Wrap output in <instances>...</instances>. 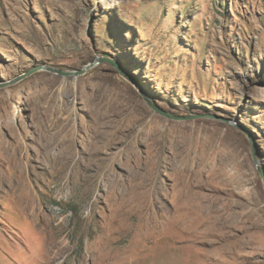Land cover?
<instances>
[{"label":"rangeland","instance_id":"1","mask_svg":"<svg viewBox=\"0 0 264 264\" xmlns=\"http://www.w3.org/2000/svg\"><path fill=\"white\" fill-rule=\"evenodd\" d=\"M0 264H264V0H0Z\"/></svg>","mask_w":264,"mask_h":264},{"label":"water","instance_id":"2","mask_svg":"<svg viewBox=\"0 0 264 264\" xmlns=\"http://www.w3.org/2000/svg\"><path fill=\"white\" fill-rule=\"evenodd\" d=\"M102 63L110 64L112 67H114L118 71V73L122 77H124L126 80H128L130 83H132L138 89L140 94L143 96V98L146 101L149 108L152 111H154L155 113L159 114L160 116H163L167 119L175 120V121H188V120H193L196 118L203 117L200 114H196V115H192V116H176V115L171 114L167 110L163 109L161 106H159V104H157V102H155L149 95H147L141 89V87L136 83V81L123 70V68L119 65V63L116 60H114L113 58H110V57H96L94 60H92V61L88 62L86 65H84L81 69L72 70V71L61 70L59 68L49 66V65H41L38 67H34L32 69H29L28 71L24 72L23 74H21L20 76H17L14 79H11V80H8V81L1 83L0 88L14 85V84L24 80L25 78L31 76L35 72H38L41 70L50 72L52 74H55V75H58V76H61L64 78H66V77H78V76L84 75L87 71L93 69L94 67H96ZM253 158H254L255 166H256L259 174L261 175V177L264 180V172L258 164L255 152H253Z\"/></svg>","mask_w":264,"mask_h":264}]
</instances>
